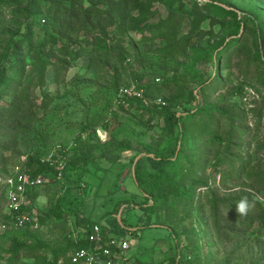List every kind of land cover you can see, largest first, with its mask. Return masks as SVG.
Instances as JSON below:
<instances>
[{
    "label": "rangeland",
    "instance_id": "rangeland-1",
    "mask_svg": "<svg viewBox=\"0 0 264 264\" xmlns=\"http://www.w3.org/2000/svg\"><path fill=\"white\" fill-rule=\"evenodd\" d=\"M183 1L191 6L194 0ZM213 1L224 5V0ZM226 1L239 17L264 11V0ZM25 4V0H0V60L9 51L23 70L26 104L36 118L26 132L19 131L18 145L10 144L4 153L7 165L2 164L0 169L11 172L29 151L45 157L56 150L68 159L61 177L48 176L37 189L40 196L34 202L46 218L34 232L50 246L56 245L64 220L67 218V222L76 213L112 230L118 223L112 209L127 199L132 206L119 205L118 212L122 210L121 230L133 245L128 251L133 258L138 256L148 264H172L168 259L162 261L168 256L163 251L170 239L166 229L139 228L159 220L176 230L178 246L174 243L173 254L186 257L180 260L178 256L182 264H254L258 259L256 264H264V225L255 222L238 234L227 232L232 212L221 207L220 230L215 232L206 198L214 194L223 198L250 194L264 205V40L248 37L225 66L219 53L221 83L211 91L205 90L214 78L210 49L217 46L216 52L229 51L238 41H232L229 21L223 26L204 20L197 32V27H192L196 33L193 41L179 51L172 47V37L163 26L167 8L159 0H137L125 27L138 52L136 56L132 51L125 57L127 63L112 61L110 66L80 57L69 61L59 74L48 65L42 77L37 67L39 43L23 40L30 23L34 32L42 35L43 18L47 21V17L40 11L32 21ZM189 30L190 19L185 17L178 26V36ZM41 49L46 51L47 46ZM124 83L134 84L147 98H160L165 103L153 104L151 110L132 102L122 103L117 99V89ZM191 92L197 94L196 99L191 98ZM10 99V91L5 92L0 104ZM212 105L225 109L227 115L207 112ZM187 110L192 115L185 118V126L193 137L182 167L174 173L180 185L201 178L208 180L209 187L197 189L192 203L171 195L161 209L140 210L145 195L133 180L135 165L148 171L164 166L147 158L154 156L147 150L158 151L169 141L168 113L186 116ZM2 198L0 191V209ZM152 202L150 199L148 204ZM55 203L65 212L56 215ZM9 245L8 240L0 243V264H6L11 256ZM145 247L148 254L144 256ZM22 262L30 264L29 260ZM57 264L68 262L61 258Z\"/></svg>",
    "mask_w": 264,
    "mask_h": 264
},
{
    "label": "trees",
    "instance_id": "trees-1",
    "mask_svg": "<svg viewBox=\"0 0 264 264\" xmlns=\"http://www.w3.org/2000/svg\"><path fill=\"white\" fill-rule=\"evenodd\" d=\"M137 0H25V11L27 16L32 17V21L36 18L40 11L45 14L43 18L42 35L36 34L29 24L28 32L25 33L23 43L33 42V39L39 43L36 49L38 55L37 67H40L42 77L45 68L50 65L54 74H59L61 70L66 68L68 62L76 61L80 57H88L96 65L101 62L105 66H110L112 61H123L127 63L125 57L127 53L133 51L136 56L138 54L136 47L131 39L126 34L127 18L130 16V10ZM167 8V16L162 20L164 28L172 37V47L180 51L188 47L193 41V28L197 27L198 31L200 24L209 19L214 23H220L223 26L229 21L228 30L234 35L232 41H237L236 44L230 47V50L215 51V48L210 49L209 57L213 64L214 75L213 80L205 85V90L211 91L215 86L221 83L220 75V58L225 60L222 65H226L231 56L238 52L244 46V43L250 36H254L256 41L264 40V11L256 13H245V17H239L238 12L231 8V4L224 0V5L218 4L213 0L198 2L194 0L191 6H188L183 0H159ZM261 1V0H260ZM188 17L191 23V30L188 33L180 36L177 32L178 26ZM227 19V20H225ZM46 22V23H45ZM45 23V24H44ZM36 34V36H35ZM198 35V34H197ZM199 36H197L198 38ZM28 43V44H29ZM222 43V42H220ZM220 45V44H219ZM257 46V43L255 44ZM31 46V45H30ZM47 46V50L41 48ZM228 49V48H227ZM112 53V54H111ZM195 54L198 52L195 51ZM257 56V54H256ZM11 70V73L8 72ZM23 70L16 65V60L8 51L3 54L0 60V98L3 93L9 92L11 99L9 102L0 104V138L3 143L0 144V166L7 165V154L5 151L10 149V144L17 146V134L19 131L26 132L28 126L36 118V113L32 112L26 104L27 93L26 87L22 85ZM135 77V75H134ZM139 78V74L136 76ZM56 81L55 78H53ZM129 84V83H124ZM117 88V87H116ZM115 88V89H116ZM200 92V90H199ZM147 94V91L146 93ZM144 95V93H143ZM145 96V95H144ZM197 94L191 92V98L196 99ZM134 104H139L144 109L151 110L149 106H145L139 98L133 97L129 100ZM198 107L197 104L195 108ZM217 111L221 115H227L225 109H219L216 106H210L206 111ZM166 117V125L171 136L166 146L158 151L148 149V152L154 153V156H147L156 163H161L164 166L156 171H148L142 169L138 164L135 165L133 180L136 187L145 195L140 206V210L153 211L161 209L167 205L168 197L171 195L183 199L186 203H192L196 196V191L200 187H209L207 179L193 178L189 185L182 182L178 183L179 178L175 176L179 168L182 167L181 161L186 155V150L192 141L193 134L189 133L185 126V118L192 115L190 110H187V115H177L176 112H169ZM211 115V114H210ZM176 134L174 135V132ZM13 135V138L11 137ZM230 138V136H229ZM230 140V139H229ZM41 154L39 152L29 151L26 158V165L30 168L33 174L43 173L44 175L54 177L55 173L52 168L40 162ZM68 160L65 158V162ZM66 164V163H65ZM172 168V169H170ZM66 166L64 168V173ZM6 169H0V173H9ZM262 183H264V175H261ZM259 184V183H258ZM44 184L36 186L28 191L30 198L36 201L39 198L38 190ZM262 185V184H261ZM4 204L0 209V224L8 222L10 215L5 212V196L2 192ZM212 211L213 229L219 232L220 224V208L226 207L232 212L231 219L228 221L225 230L234 234L240 233L241 229L249 228L253 223L257 222L264 225V205L253 195H237L232 198L217 197L215 194L206 197ZM152 199V204H148ZM247 204V211L240 213L237 211V205L241 201ZM59 203V202H58ZM54 204L56 215L63 213V208L59 204ZM132 206L130 200H121L118 206L112 209L113 214H117L119 205ZM39 222L42 225L46 215L39 210ZM65 212V211H64ZM79 213L72 216V219L78 220ZM67 219V218H66ZM64 220L60 233V242L50 246L36 232L29 227L15 228L10 226L8 229L0 233V243L8 240L9 248L7 252L11 255L6 264L22 263V259L29 260L30 264H57L62 258H66L68 264H76L70 260V252L80 246H87V241L74 242L67 239L65 231L67 222ZM85 223L90 221L89 218L83 220ZM121 224L118 222L114 228L121 231ZM147 227H164L167 229L173 242L177 248L176 230L173 226L165 225L159 220L149 222L142 225L140 228ZM173 249L163 261L169 260L172 264H182L180 260H185L183 254H173ZM180 260H179V258ZM190 258V257H189ZM168 259V260H167ZM188 259V257H187ZM259 262V259L254 264Z\"/></svg>",
    "mask_w": 264,
    "mask_h": 264
},
{
    "label": "built area",
    "instance_id": "built-area-1",
    "mask_svg": "<svg viewBox=\"0 0 264 264\" xmlns=\"http://www.w3.org/2000/svg\"><path fill=\"white\" fill-rule=\"evenodd\" d=\"M139 98L145 106L164 104L160 98L152 99L143 95V90L134 84L120 85L117 89V99L129 103L130 99ZM40 162L49 165L56 177H61L65 165L64 155L54 150L48 156L40 157ZM48 176L43 173L33 174L26 165L24 157L21 164H16L9 173H0V191L5 196V212L10 215L8 222L0 224V233L10 226L15 228L29 227L39 230V210L30 198L28 191L46 182ZM84 214H79L78 220L68 219L65 236L74 242L87 241V246H80L70 252V260L76 264H134L128 251L131 243L116 228L112 230L95 221L84 222Z\"/></svg>",
    "mask_w": 264,
    "mask_h": 264
},
{
    "label": "crops",
    "instance_id": "crops-1",
    "mask_svg": "<svg viewBox=\"0 0 264 264\" xmlns=\"http://www.w3.org/2000/svg\"><path fill=\"white\" fill-rule=\"evenodd\" d=\"M122 212V210H119V212L117 213V215L119 214L120 215V213ZM84 216L87 218V216L84 214ZM121 219V218H120ZM91 220V219H90ZM140 228V227H139ZM164 228V227H163ZM166 229V228H165ZM166 231H167V229H166ZM121 232H122V230H121ZM167 233H168V231H167ZM167 236H169L170 237V239H168L169 241H168V245L166 244L165 246V248H166V250H163L164 252H165V254H169V252H171V250L173 249V242H172V239H171V236L169 235V233L167 234ZM133 246V245H132ZM132 246H131V248L130 249H132ZM159 249H160V247H158ZM144 251V256L146 255V254H148V252H147V248L145 247V249H143ZM131 259L133 260V263L134 264H148L146 261H144V260H142V259H140L138 256H137V259L136 258H133V257H131ZM165 259V258H164ZM163 259V260H164ZM162 260V261H163ZM161 264H162V262H161Z\"/></svg>",
    "mask_w": 264,
    "mask_h": 264
},
{
    "label": "clouds",
    "instance_id": "clouds-1",
    "mask_svg": "<svg viewBox=\"0 0 264 264\" xmlns=\"http://www.w3.org/2000/svg\"><path fill=\"white\" fill-rule=\"evenodd\" d=\"M237 211L240 213H245L247 211V204L245 201H241L239 202V204L237 205Z\"/></svg>",
    "mask_w": 264,
    "mask_h": 264
},
{
    "label": "water",
    "instance_id": "water-1",
    "mask_svg": "<svg viewBox=\"0 0 264 264\" xmlns=\"http://www.w3.org/2000/svg\"><path fill=\"white\" fill-rule=\"evenodd\" d=\"M117 220L121 224V219H120V215L119 214L117 215Z\"/></svg>",
    "mask_w": 264,
    "mask_h": 264
}]
</instances>
